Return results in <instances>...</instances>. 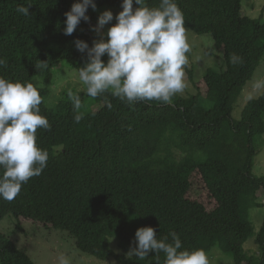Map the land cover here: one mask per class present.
Returning a JSON list of instances; mask_svg holds the SVG:
<instances>
[{
	"label": "trees",
	"instance_id": "1",
	"mask_svg": "<svg viewBox=\"0 0 264 264\" xmlns=\"http://www.w3.org/2000/svg\"><path fill=\"white\" fill-rule=\"evenodd\" d=\"M75 2L0 0V57L7 59L0 76L32 83L42 97L40 114L51 125L36 133L37 146L49 154L46 168L15 199H0V223L11 217L66 232L76 250L102 262L163 264V253L126 256L136 230L152 227L157 239L168 242L175 232L181 250L209 255L218 247L233 264H264V218L256 234L249 221V210L264 206L257 197L264 193V176L252 174L264 134V91L247 102L239 120L232 116L242 89L264 62V23L242 15V0H175L185 29L211 36L222 68L207 69L198 81L189 74L193 93L176 95L171 104L130 106L110 93L93 98L79 91L81 107L75 109L67 96L71 88L52 93V72L66 63L78 74L87 56L74 41L89 47L99 41L90 29L103 8L122 11V0H94L89 21L66 36L64 13ZM159 3L144 0L150 8ZM19 6L29 16L18 13ZM233 53L242 63H230ZM101 59L106 63L108 57ZM38 62L47 67H36ZM76 115L82 116L78 123ZM252 237L257 249L249 256L244 245ZM112 238L123 254L110 249ZM0 264L34 262L0 233Z\"/></svg>",
	"mask_w": 264,
	"mask_h": 264
},
{
	"label": "clouds",
	"instance_id": "2",
	"mask_svg": "<svg viewBox=\"0 0 264 264\" xmlns=\"http://www.w3.org/2000/svg\"><path fill=\"white\" fill-rule=\"evenodd\" d=\"M137 7L133 8V4ZM96 10L94 0H78L64 13L63 34L71 36L83 20L89 21L87 10ZM122 11L115 16L116 23L109 27L107 40H94L92 46L81 40L74 41L80 53H86L87 62L78 68V77L87 96L98 97L110 93L127 102L157 101L171 104L172 98L183 93L184 66L190 51L184 26V15L175 0H160L158 7L144 5V0H122ZM17 12L29 16L28 8L19 6ZM111 11L98 16L97 25L90 30L98 32L110 24ZM107 55V62L102 57ZM230 63H242L233 53ZM7 67V59L0 57V68ZM36 67L46 68V62ZM252 87L264 91V79L255 80ZM80 89L67 91L73 107H81ZM42 97L32 83L11 82L0 76V199L12 201L22 186L31 178L41 175L47 166L49 154L36 143L38 129L50 130L51 125L40 114ZM111 107V104H108ZM81 115L74 117L75 122ZM157 239L152 227L138 228L134 235V247L127 258L145 259L150 252L164 254L163 264H210L203 249L181 250L182 243L175 232ZM58 264H71L67 256L58 257Z\"/></svg>",
	"mask_w": 264,
	"mask_h": 264
},
{
	"label": "rangeland",
	"instance_id": "3",
	"mask_svg": "<svg viewBox=\"0 0 264 264\" xmlns=\"http://www.w3.org/2000/svg\"><path fill=\"white\" fill-rule=\"evenodd\" d=\"M242 15L251 19L258 20L264 23V0H242ZM111 11L113 21L96 32L100 40L107 38L106 33L109 27L113 26L115 16L120 12L109 8H103L104 11ZM187 42L190 51L186 54L188 63L184 66L185 83L187 85L183 93H193V86L189 81V74L193 75V80L198 81L202 78L207 69L220 70L222 63L220 53L214 48V44L210 35L197 36L186 30ZM216 55V56H215ZM53 87L52 93L59 94L64 88L80 89L83 91V85L79 80L78 74L71 70L66 63H61L53 72ZM264 79V62L256 69L252 79L242 89L240 97L235 102L233 111L234 120H239L242 108L251 100L260 97L263 91H257L252 87L255 80ZM48 103V98L46 100ZM260 145L253 161L252 174L256 177L264 176V134L260 137ZM258 199L264 202V193H257ZM207 200V199H205ZM264 218V206L249 210V221L256 234L262 225ZM0 233L7 237L18 250L25 252L34 264H58V257L61 255L67 256L71 264H118L114 259L110 258L104 262L99 261L88 255L80 253L75 248L74 239L66 232L46 231L42 226L36 225L31 221L6 217L0 223ZM254 237L250 238L244 245V250L250 251L249 256H253L256 247H253L252 242ZM109 247L115 254H123L124 251L118 245V240L112 238L109 240ZM210 264H233L230 255L223 253L218 247H214L208 255Z\"/></svg>",
	"mask_w": 264,
	"mask_h": 264
}]
</instances>
